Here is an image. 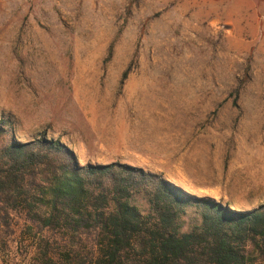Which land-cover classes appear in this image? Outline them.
Returning <instances> with one entry per match:
<instances>
[{"label":"rangeland","instance_id":"374dc122","mask_svg":"<svg viewBox=\"0 0 264 264\" xmlns=\"http://www.w3.org/2000/svg\"><path fill=\"white\" fill-rule=\"evenodd\" d=\"M0 119L20 141L45 132L79 164H127L256 209L264 0H0ZM25 223L0 233V264H35Z\"/></svg>","mask_w":264,"mask_h":264},{"label":"trees","instance_id":"16d2710c","mask_svg":"<svg viewBox=\"0 0 264 264\" xmlns=\"http://www.w3.org/2000/svg\"><path fill=\"white\" fill-rule=\"evenodd\" d=\"M10 125L0 119V233L24 219L35 264H264V203L231 210L138 167L79 164L45 132L20 141Z\"/></svg>","mask_w":264,"mask_h":264},{"label":"crops","instance_id":"0c3cea01","mask_svg":"<svg viewBox=\"0 0 264 264\" xmlns=\"http://www.w3.org/2000/svg\"><path fill=\"white\" fill-rule=\"evenodd\" d=\"M235 205H236V203H235Z\"/></svg>","mask_w":264,"mask_h":264}]
</instances>
